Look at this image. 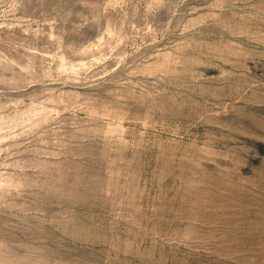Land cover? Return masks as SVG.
<instances>
[{"label": "rangeland", "instance_id": "374dc122", "mask_svg": "<svg viewBox=\"0 0 264 264\" xmlns=\"http://www.w3.org/2000/svg\"><path fill=\"white\" fill-rule=\"evenodd\" d=\"M0 264H264V0H0Z\"/></svg>", "mask_w": 264, "mask_h": 264}]
</instances>
